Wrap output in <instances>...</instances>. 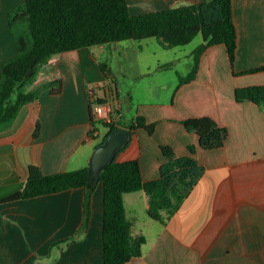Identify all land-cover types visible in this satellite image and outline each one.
I'll list each match as a JSON object with an SVG mask.
<instances>
[{
    "label": "crops",
    "instance_id": "crops-1",
    "mask_svg": "<svg viewBox=\"0 0 264 264\" xmlns=\"http://www.w3.org/2000/svg\"><path fill=\"white\" fill-rule=\"evenodd\" d=\"M127 1L130 13L140 14L179 0ZM23 2L0 0V79L4 64L17 54L8 13ZM232 13L237 31L233 64L223 44L210 46L199 57L195 77L179 81L167 101L135 106L129 94L121 95L107 64V84L97 92V84L88 83L85 47L53 55V70L34 85L60 77L61 92L43 90L22 105L11 126L0 132V264H103L101 181L92 195L88 228L76 240L55 246V241L76 234L82 224L84 188L7 198L23 188L31 165L45 174L89 165L108 130L93 126L90 102L105 100L112 83L117 87L120 117L142 115L155 124L153 133L131 132L116 160L138 159L142 178L153 180L161 174L160 146L169 145L179 156L190 154L192 147L193 156L205 167L166 223L148 216L149 196L144 190L124 194L132 234L145 237L141 255L126 264H264V105L234 96L237 87L264 84V70L247 72L264 65V0H232ZM202 41L201 35L197 46ZM119 42H113L114 49ZM109 44L90 47L98 56ZM195 48L185 54L192 64L181 78L192 68ZM205 115L228 130L219 149H203L197 135L183 124L186 118Z\"/></svg>",
    "mask_w": 264,
    "mask_h": 264
},
{
    "label": "trees",
    "instance_id": "trees-1",
    "mask_svg": "<svg viewBox=\"0 0 264 264\" xmlns=\"http://www.w3.org/2000/svg\"><path fill=\"white\" fill-rule=\"evenodd\" d=\"M8 17L17 54L2 69L0 132L11 126L22 105L37 99L43 90L49 88L52 94L61 92L60 77L34 85V76L40 66L47 63L54 54L149 37H156L163 47L172 48L185 45L201 34L203 41L193 51L192 68L186 77L180 79L184 83L195 77L199 57L210 46L223 44L231 64L237 48L232 0H179L167 8L140 14L130 13L127 0H24L10 10ZM106 66L102 65L104 71ZM31 68L33 72L26 76ZM262 70L264 65L247 72ZM234 96L237 101L251 100L264 105V84L237 87ZM103 101V98L98 99V102ZM93 105L94 101H91L93 126L100 123L108 127L100 144L105 142L108 133L117 126L126 127L130 132L137 129H144L149 133L154 131L155 124L148 123L144 116L123 119L118 110L113 112L109 123L102 122L93 114ZM183 124L187 130L197 135L200 146L206 150L221 148L228 136L227 128L218 124L211 116L189 117L183 120ZM92 135L93 130L90 131V136ZM160 150L163 162L161 174L156 179L142 178L138 159L118 161L115 156L101 171L99 181L103 183V264H126L132 257L142 253L145 237L132 234V223L126 215L125 193L144 190L149 196L148 216L166 223L204 171V165L193 156L192 147L190 154L181 156L169 145H161ZM88 169L89 165L45 174L37 165H31L23 188L7 199L83 187L85 198L82 224L76 234L55 241L52 246L72 242L88 228L90 222L95 186L88 184Z\"/></svg>",
    "mask_w": 264,
    "mask_h": 264
},
{
    "label": "rangeland",
    "instance_id": "rangeland-1",
    "mask_svg": "<svg viewBox=\"0 0 264 264\" xmlns=\"http://www.w3.org/2000/svg\"><path fill=\"white\" fill-rule=\"evenodd\" d=\"M200 42V34L188 44L172 48L163 47L156 37L127 39L119 42L121 44H118L117 50L114 49L115 42L109 44L112 46H106L105 51L98 56L92 53L96 48L85 47L84 68L88 83L90 86L92 82L96 83L95 89L102 93V86L107 84L102 65L107 64L117 77L121 95L125 97L129 94L135 106L138 102L167 101L192 64V59L185 54ZM135 49H140V52L136 53ZM177 57L180 59L176 60ZM159 61L163 64L158 66ZM55 64L52 56L47 63L40 66L34 76V83L48 77ZM97 125L102 130V124Z\"/></svg>",
    "mask_w": 264,
    "mask_h": 264
},
{
    "label": "water",
    "instance_id": "water-1",
    "mask_svg": "<svg viewBox=\"0 0 264 264\" xmlns=\"http://www.w3.org/2000/svg\"><path fill=\"white\" fill-rule=\"evenodd\" d=\"M33 72L31 68L26 76ZM130 130L117 126L110 131L103 144L98 145L89 160L88 184L96 186L100 179L101 171L115 158L116 153L128 142Z\"/></svg>",
    "mask_w": 264,
    "mask_h": 264
},
{
    "label": "built area",
    "instance_id": "built-area-1",
    "mask_svg": "<svg viewBox=\"0 0 264 264\" xmlns=\"http://www.w3.org/2000/svg\"><path fill=\"white\" fill-rule=\"evenodd\" d=\"M97 99V98H96ZM93 105V114L96 119L109 123L111 121L112 114L118 108V95L117 87L114 83L107 87V96L103 102L95 101Z\"/></svg>",
    "mask_w": 264,
    "mask_h": 264
}]
</instances>
